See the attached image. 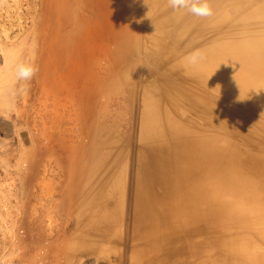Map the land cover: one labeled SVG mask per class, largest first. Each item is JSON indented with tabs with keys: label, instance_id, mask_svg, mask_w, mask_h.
<instances>
[{
	"label": "rangeland",
	"instance_id": "374dc122",
	"mask_svg": "<svg viewBox=\"0 0 264 264\" xmlns=\"http://www.w3.org/2000/svg\"><path fill=\"white\" fill-rule=\"evenodd\" d=\"M150 1L0 0V254L8 260L134 264L138 242L134 232L141 228L135 220L143 217L146 207L138 205L142 147L161 131L146 109L149 84L163 78L179 99H185L180 84L184 81L171 73L170 59L177 51L190 50V44L183 47L174 37L193 17L185 14L182 20L163 25L172 16L171 9L161 7L165 0ZM249 10L262 12L264 4L253 1ZM246 30L260 34L264 22L257 19L232 31L244 38ZM205 34L201 30L196 36ZM33 60L39 72L29 82V91L13 97V88L18 87L15 65ZM215 94L219 97L220 92ZM229 100L234 105H222L221 110L231 112L241 104L250 115H227L213 108L211 113L223 118L226 128L220 132L241 148L263 155L264 111ZM179 107L184 116H195L187 103L181 101ZM92 133L100 149L94 146ZM249 157L255 162L250 153ZM156 187L160 193L161 186ZM182 198L177 195L167 204L175 215L185 212ZM255 201L264 207V196ZM162 205L155 209L163 210ZM102 206L118 216L110 232L116 244L97 250L100 231L89 219ZM81 216L88 221L75 223ZM246 224L244 228L228 224L223 236L230 242L244 240L232 249L229 243L230 250L205 245L203 233L177 240L169 246V264H264V224L252 219ZM221 235L219 230L209 238ZM82 237L90 241L83 245ZM197 248L207 253L196 256Z\"/></svg>",
	"mask_w": 264,
	"mask_h": 264
},
{
	"label": "bare ground",
	"instance_id": "6f19581e",
	"mask_svg": "<svg viewBox=\"0 0 264 264\" xmlns=\"http://www.w3.org/2000/svg\"><path fill=\"white\" fill-rule=\"evenodd\" d=\"M253 1L259 5L264 4V0H211L214 16H193L181 33L177 36L175 34L176 42L181 41L183 47L188 44L191 46L188 52L177 51L170 59L173 64L171 73L184 81L180 84L185 99H179L177 91L163 78L154 82L150 80L146 109L149 117L158 121L161 131L160 136L158 134L142 147L138 205L146 207L142 210L143 217L135 220L141 228L134 232V237L138 238L133 249L134 264H169V246L176 244L181 238L196 236L198 233L205 235L203 243L214 250L219 251L222 247L229 249V243L233 244L232 249L235 244L244 243V240L238 241L234 238L230 242L229 238L223 236L226 228L230 226L229 223L237 224L241 228L247 226L246 223L251 219L257 224H264V207L260 208L255 204L259 196H264V154H255L241 148L238 142L234 143L227 134L221 133L220 130H226L222 124L223 118L220 120L211 113L213 108L221 110L222 105H234L229 98L247 107L264 111V31L256 34L246 30L244 38H238V33L232 31L240 25L248 26L257 19L264 22V10H249ZM163 6L167 7V4L161 6L164 9ZM144 7L147 11L151 9L147 3ZM185 14L172 12V16L162 24L170 25L180 21ZM131 15L135 17L133 12ZM136 25L137 23L134 26ZM201 30L206 34L197 37L196 34ZM131 38L133 39L132 36ZM194 50H200L204 59L198 66H186L183 57ZM215 91L220 92L219 97ZM181 101L193 109L195 116L182 114L179 107ZM237 105L231 112L221 111L227 115H250L245 107ZM224 113L222 114L225 115ZM92 135L94 146L100 149L98 137L93 133ZM56 137L54 134L50 138L53 140ZM249 153L255 162L250 159ZM157 185L161 186L160 193L157 192ZM177 195H182V203L186 205L182 215H175L174 209L167 206L170 199ZM158 204H163V210L155 209ZM201 204L207 205L208 209L202 210ZM92 210L95 211L94 208ZM254 218L260 222H256ZM86 220V217L81 216L74 222L80 224ZM90 222L100 231L99 239L95 243L96 249L106 250L113 244L110 232L118 222V216L111 215L102 206L94 216L92 213ZM219 230L222 231L220 237L209 238ZM80 241L84 245L90 239L82 237ZM206 253L207 250H194L196 256Z\"/></svg>",
	"mask_w": 264,
	"mask_h": 264
},
{
	"label": "clouds",
	"instance_id": "9594fccd",
	"mask_svg": "<svg viewBox=\"0 0 264 264\" xmlns=\"http://www.w3.org/2000/svg\"><path fill=\"white\" fill-rule=\"evenodd\" d=\"M167 7L173 14H190L197 18H210L215 15L211 6V0H166ZM204 59L200 50H194L183 57V63L186 66H198ZM15 84L11 95L13 97L26 95L29 91V82L39 72V67L33 60L28 63H18L15 65Z\"/></svg>",
	"mask_w": 264,
	"mask_h": 264
},
{
	"label": "built area",
	"instance_id": "2783aa9c",
	"mask_svg": "<svg viewBox=\"0 0 264 264\" xmlns=\"http://www.w3.org/2000/svg\"><path fill=\"white\" fill-rule=\"evenodd\" d=\"M0 264H20V263L16 262L15 260H8L3 254H0Z\"/></svg>",
	"mask_w": 264,
	"mask_h": 264
}]
</instances>
